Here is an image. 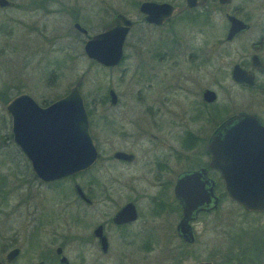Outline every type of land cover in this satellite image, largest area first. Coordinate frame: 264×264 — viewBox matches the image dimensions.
Masks as SVG:
<instances>
[{
	"label": "flooded vegetation",
	"instance_id": "1",
	"mask_svg": "<svg viewBox=\"0 0 264 264\" xmlns=\"http://www.w3.org/2000/svg\"><path fill=\"white\" fill-rule=\"evenodd\" d=\"M8 1L11 5H0V10L15 7L12 0ZM148 1L165 2L181 8L179 11H172L157 25L144 21L143 14L138 11L137 6L140 19L146 25L153 28L167 25L164 28L167 38L163 39L164 42L166 41V44H163L165 49L163 48L157 60L162 66L161 73H163L162 89L158 93V98L156 95L152 96L153 93L157 94V91H152L151 96H148L149 100L144 96L147 91L136 89L131 96L134 105H142V107H130L128 108L130 112H125L127 108L119 107L121 97L112 87L100 93H92L90 97H83L80 92L83 75L77 77L75 82L80 79L78 93L87 118L88 133L96 151V158L91 165L73 174L86 176L85 185L83 188L80 186L81 196L77 190H72L73 203L80 204L81 219L78 220L76 212H69V197L66 195H59L60 203H52L49 207L42 208L43 190L36 188L30 190L26 187L23 188L24 190H0V264H66L60 261L62 256L65 257L67 264H83V259L74 261L65 252L67 244L73 240L84 243L88 249L95 248L98 256L108 254L113 240L129 242L131 246L139 247L140 250L145 245L143 248H149L147 252L153 250L155 243L176 241L177 244L173 246L175 252L167 248L168 253H171L170 264H182L183 260L191 255L197 259L191 264L198 262L213 264L210 261L211 256L202 260L198 253L187 250L196 241L198 231L196 225L205 219L209 218L210 221L214 219L221 198L218 195V181L223 188L218 170L209 165V155L205 151V145L221 123L237 113L253 114L264 124V54L262 53L264 0H261L263 7L258 12L231 9L229 7L231 0H203L202 3H195L190 7H185L186 0ZM26 2L28 6H23L25 9L48 16L56 12L52 4L57 3L58 0H27ZM63 5H61L63 11L70 12L66 5L64 7ZM216 12H222L220 14L223 23L220 27L214 21ZM229 17L242 21L247 28L226 39L230 28ZM253 18H257L258 22ZM0 21L7 23V19L4 18ZM70 21L71 26L57 28V31L50 36L42 35L41 32L46 31L45 26H42L39 31L40 36L42 35L41 39L49 48L60 52L81 45L82 56H85L83 45L90 37L88 30L77 15H72ZM176 23L183 31L189 33L196 34L202 27H207L211 34H214L209 62L207 61L211 67L210 87L194 89V85L199 86L200 77H196V73L200 72L203 62L196 51L188 54L183 69L182 66L178 69L181 73L175 74L178 81L170 84L169 74L170 72L174 74L175 68L181 64L176 57L179 55L180 47H183L178 32L174 31ZM74 24L83 28L85 33ZM133 25L134 22L131 20L130 29ZM219 33L222 35L219 36ZM247 33L256 36H251V40L247 41L244 38ZM169 34L178 38L171 39L168 37ZM234 43L244 50L242 53H237L236 59H234L235 49H232ZM122 60L123 55L119 63L113 67L98 65L107 69H116ZM140 68L143 67L140 65ZM191 70L195 73L193 76L190 75ZM156 76V68L151 65L148 73L145 69L142 72L136 69L134 80L135 78L137 82L140 78L146 80L147 88L152 90ZM236 76L241 79L237 80ZM75 82L66 90L49 93L51 100L48 103L37 102L31 94L22 90L21 85L15 86L10 83L0 87V98H7L5 110L6 104L11 99L22 94L28 95L39 106L45 107L68 95L70 87ZM205 89L213 92L211 101L203 99L202 93ZM234 93L241 94L240 104L243 106L240 110L229 113L231 108L238 105V100L232 97ZM111 96L114 98L111 99ZM6 113L8 114L7 111ZM222 115L224 116L221 117ZM203 128L209 130L204 137L201 135ZM95 132H98L97 135ZM18 151L34 176L33 181L39 180L32 172L26 156L19 149ZM96 168H99V180L93 175ZM202 169L205 170L202 174L204 179L208 180V183L203 180V190L195 191L189 186L187 189L184 182L176 192L175 187L179 179ZM46 195L51 197L50 201L54 198L48 192ZM236 204L245 214L264 216V210L249 211ZM123 208L131 213L120 212L117 216ZM15 219L17 221H14ZM73 221L82 222L81 234L70 231ZM45 237H48L47 240L51 245L41 249L40 243ZM249 239V252H246V248L236 249L234 255H242L238 257L240 258L238 264H264V226L260 228L259 235H253L252 239L250 237ZM57 248L60 249V253H57Z\"/></svg>",
	"mask_w": 264,
	"mask_h": 264
},
{
	"label": "rangeland",
	"instance_id": "2",
	"mask_svg": "<svg viewBox=\"0 0 264 264\" xmlns=\"http://www.w3.org/2000/svg\"><path fill=\"white\" fill-rule=\"evenodd\" d=\"M12 1L15 4L14 8L0 10V20L7 19L6 24L0 21V87L9 83L15 86L19 84L23 87L21 89L31 94L37 102L45 101L48 103L51 100L49 93L68 89L78 76L83 75L80 86L83 97H90L92 93H100L108 87H112L121 97L119 107L127 108V110H124L125 112H130V109H128L130 107H142V105H134L131 94L136 89L140 88L145 92L147 91V94L144 95L146 98L157 91V94L153 93L152 96L156 95L158 98V93L162 89L163 73H161L162 66L157 60L162 54L163 44H166L164 40L167 38L165 37L167 32L164 28L167 25L153 28L141 21L137 6L143 0H58L57 3L52 4L56 12L48 16H43L40 12L34 10L25 9L23 6H28L27 0ZM174 1L179 2L180 0ZM262 2L261 0H231L229 7L241 11L258 12L263 7ZM61 5L63 7L66 5L65 7L70 12L63 11ZM116 12L124 14L134 22L123 44V60L116 69H107L93 62L91 63V60H88L84 55L82 56L81 45L72 50L60 52L49 48L45 41L41 39L43 34L50 36L51 33L57 31V28L71 26L70 17L72 15H77L80 22L84 23L88 34L92 35L100 31L103 22ZM70 13L72 14L70 15ZM220 13L222 12L214 14V21L218 23V27L222 26L223 23ZM253 20L258 22L257 18H253ZM42 26H45L46 31L41 32L42 35L40 36L39 31ZM174 28V31L178 32L177 35L183 47H180L179 55L176 57L181 64L175 68L174 74L172 72L169 74L170 84L178 81L175 74L181 73V70L178 69L181 66L183 69L184 60L188 59V54L196 51L203 62L200 72L196 73V77H200V83L198 87L194 85V89L210 87L211 67L208 62L214 34L212 35L207 27H202L201 31L196 34L189 33L186 30L183 31L178 23L175 24ZM218 35L220 36L222 33ZM178 36L169 34L168 37L173 39L174 37L178 38ZM251 36H256V34L247 33L244 38L249 41ZM233 45L232 49H235L234 52L236 53L234 59H236L237 53H242L244 50L237 43ZM262 53L264 54V48ZM70 55L72 56L70 57ZM153 60H155L154 63ZM140 65L143 67L142 69ZM151 65L156 68L157 76L154 79V89L149 90L146 80L140 78V81L137 82L136 78L134 80V76L136 69L138 72L145 69V72L148 73ZM120 69H122L121 73ZM194 74L191 70L190 75L193 76ZM143 77L145 78V76ZM232 97L238 100V105L231 108L229 113L240 110L243 106V104H240V93H234ZM6 100L7 98H0V190H24L25 187L26 189L30 188V190L34 188L43 190L42 208L43 206L45 208L49 207L52 203H60L59 195H66L69 197V212H76L78 220L81 219L79 216L81 212L80 204L73 203L72 187L74 183H77L83 188L86 176L76 174L61 179L58 183L33 181L28 165L12 142L10 118L4 108ZM95 133L97 135L98 132ZM207 133H209V130L203 128L201 135L204 137ZM98 169L96 168L93 172L97 180L100 177ZM217 189L221 198L218 209L213 216L214 219L210 221L208 218L196 225V230H198L196 241L187 250L198 253L202 260L211 256L210 261L213 264H231L226 263V258L230 254L232 256L236 254V249L246 248V252H249V237L252 239L253 235L260 234V228L264 226V216L245 214L236 202L227 197L220 181H218ZM94 190L97 189L94 188ZM47 192L55 199L53 198L50 201L51 197L46 195ZM81 224L80 221H73L70 231L81 234ZM155 234H158V232H155ZM164 234L166 233L164 232ZM47 239L48 237H45L41 241V249L48 248L51 245V242ZM114 241L117 240L112 241L111 249L106 256H98L95 248L93 250L92 248L88 249L87 245L77 240L68 243L65 252L74 261L83 259V264H170L171 253H168L167 248L169 247L171 251L175 252L176 249L173 246L177 244L176 241H161L153 244V250L147 252L149 248H143L145 245L140 250L139 247L131 246L129 242ZM195 260L197 259H194L192 255L191 257L187 256L182 264H191ZM239 262L240 258H236L233 263L238 264Z\"/></svg>",
	"mask_w": 264,
	"mask_h": 264
},
{
	"label": "water",
	"instance_id": "3",
	"mask_svg": "<svg viewBox=\"0 0 264 264\" xmlns=\"http://www.w3.org/2000/svg\"><path fill=\"white\" fill-rule=\"evenodd\" d=\"M202 1L186 0L185 7ZM0 5L11 3L0 0ZM180 9L165 2L148 0L141 1L138 5L143 20L157 25L172 11ZM229 21L226 39L247 28L245 23L234 17H229ZM74 26L85 33L78 24ZM130 27V18L120 12L113 14L103 22L100 31L90 35L84 42L85 56L104 67L117 65L122 59L123 43ZM235 78L241 79L239 76ZM248 81H251L250 78ZM79 83L80 79L70 87L68 95L45 107L39 106L26 94L18 95L6 104L12 142L26 156L32 172L42 182L59 180L80 172L96 158L82 99L78 93ZM202 95L206 101L213 99V92L208 89ZM205 151L209 155V165L219 172L226 195L246 210H264V124L253 114L237 113L223 121L210 135ZM204 172L202 169L179 179L176 192L184 182L187 189L191 187L195 191L203 190V180L208 183L202 175ZM73 190H77L81 196L82 189L78 184L73 185ZM120 212L131 213L123 208L117 216ZM181 225H184L183 220ZM185 229L187 230L186 227ZM56 251L60 253L59 248ZM60 261L67 264L63 256Z\"/></svg>",
	"mask_w": 264,
	"mask_h": 264
},
{
	"label": "trees",
	"instance_id": "4",
	"mask_svg": "<svg viewBox=\"0 0 264 264\" xmlns=\"http://www.w3.org/2000/svg\"><path fill=\"white\" fill-rule=\"evenodd\" d=\"M93 61H91V63H92ZM94 64H96L95 62H93ZM74 176V175H73ZM32 177H34V176H32ZM59 180H61V179H59ZM54 181V183H58V182H60V181ZM240 256V254L236 257V255H229V256H227L228 258H226V263H232V262H234V261H236V258H238Z\"/></svg>",
	"mask_w": 264,
	"mask_h": 264
}]
</instances>
